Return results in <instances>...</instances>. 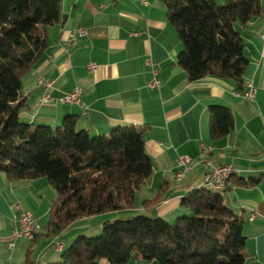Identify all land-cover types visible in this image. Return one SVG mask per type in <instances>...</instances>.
<instances>
[{
    "label": "crops",
    "instance_id": "obj_1",
    "mask_svg": "<svg viewBox=\"0 0 264 264\" xmlns=\"http://www.w3.org/2000/svg\"><path fill=\"white\" fill-rule=\"evenodd\" d=\"M61 15L60 22L46 27V48L22 78L20 119L55 127L74 115L77 127L92 135L108 134L114 126L142 127L153 172L133 207L80 218L52 235L49 212L57 193L48 179L10 180L0 171V264L54 263L75 239L95 235L119 217L145 214L175 221L187 213L181 199L203 185L207 167L200 162L178 179L171 173L179 155L207 156L201 142L215 146L214 164L235 168L223 191L234 212L245 217L246 264H264V217L250 219L252 210L264 204V0L259 15L236 24L249 59L245 89L248 83L256 88L253 100L240 94L233 79L189 80L178 64L182 44L168 19L166 0H62ZM80 29L86 33L79 34ZM149 59L160 69L158 90L149 87ZM89 62L98 65L97 72L88 69ZM40 79L52 82L53 99L45 104ZM75 87L82 89V107L60 100ZM214 104L229 107L234 116V129L217 140L210 127L209 106ZM21 211L39 222L33 241L13 235ZM99 264L113 263L101 259ZM125 264L159 262L132 259Z\"/></svg>",
    "mask_w": 264,
    "mask_h": 264
},
{
    "label": "trees",
    "instance_id": "obj_2",
    "mask_svg": "<svg viewBox=\"0 0 264 264\" xmlns=\"http://www.w3.org/2000/svg\"><path fill=\"white\" fill-rule=\"evenodd\" d=\"M166 4L182 44L178 64L189 80L213 75L233 79L245 91L249 59L236 24L259 15L262 0ZM61 12L62 0H0V171L10 180L48 179L57 193L49 212L52 235L80 218L133 207L153 172L142 127L114 126L92 135L77 127L74 115L56 128L20 119L22 78L42 56L46 27L60 22ZM209 114L213 139L234 129L229 107L210 105ZM224 187L189 192L181 199L187 213L174 222L145 214L107 221L101 235L78 237L51 264H246L245 217L230 207ZM257 212L264 217V204Z\"/></svg>",
    "mask_w": 264,
    "mask_h": 264
},
{
    "label": "built area",
    "instance_id": "obj_3",
    "mask_svg": "<svg viewBox=\"0 0 264 264\" xmlns=\"http://www.w3.org/2000/svg\"><path fill=\"white\" fill-rule=\"evenodd\" d=\"M78 32L79 34H85L86 30L80 29ZM147 64L150 67V71H151V79L149 81V87L152 90H158L162 84L160 78V69L158 65L152 62L150 59L148 60ZM87 67L92 72H97L98 70V65L94 62H89L87 64ZM40 83L43 84L44 86L43 94L41 97V103L45 104L52 101L53 97L50 91L52 87V82L44 81L43 79H40ZM255 92H256V88L253 86V84L248 83L246 85L245 91L240 92V94H242L248 100H253ZM60 100L63 102L76 103L81 107L84 106L83 92L82 89H80L79 87H75L71 92L66 93V95L61 97ZM200 149L203 155H207L204 159H198L189 155H179L176 159V167L172 171L171 175H174L176 179H178V174H180L182 171H191L196 164L202 162L207 167V171L205 173V181L222 186V175L227 172V169H233L234 168L233 165L232 164L217 165L213 163V159L210 157V155L213 154L215 150L214 145L201 142ZM259 216L260 213H258L255 210H252L250 219L254 220ZM15 221L17 222V228L14 230L13 235L16 238H25L29 241H32L33 238H35L40 231L39 222L35 217V215L31 212L28 211L19 212L15 216Z\"/></svg>",
    "mask_w": 264,
    "mask_h": 264
},
{
    "label": "bare ground",
    "instance_id": "obj_4",
    "mask_svg": "<svg viewBox=\"0 0 264 264\" xmlns=\"http://www.w3.org/2000/svg\"><path fill=\"white\" fill-rule=\"evenodd\" d=\"M190 171H182L180 174H178V178H182L184 176H186ZM235 172V168L233 169H227V172L224 173L222 175V186L218 185V184H214V183H209L208 181H204L203 185H201L200 187H206L210 190H214V191H221L222 188L224 187L226 180ZM171 177L173 179H176V177L174 175H171ZM35 238H33L34 240ZM32 240V241H33Z\"/></svg>",
    "mask_w": 264,
    "mask_h": 264
},
{
    "label": "rangeland",
    "instance_id": "obj_5",
    "mask_svg": "<svg viewBox=\"0 0 264 264\" xmlns=\"http://www.w3.org/2000/svg\"><path fill=\"white\" fill-rule=\"evenodd\" d=\"M219 1L222 2L223 0H219ZM57 126H58V125H57ZM57 126H55L54 128H56ZM173 222H174V221H173ZM42 224H44V223L42 222ZM102 233H103V229H102V231H100L99 233H96L95 235H91V236H99V235H101ZM73 242H74V241H73ZM73 242H72V243H73ZM72 243H71V244H72ZM71 244H70L69 246H71ZM69 246H68V247H69Z\"/></svg>",
    "mask_w": 264,
    "mask_h": 264
}]
</instances>
